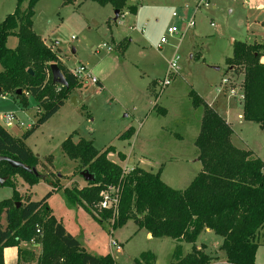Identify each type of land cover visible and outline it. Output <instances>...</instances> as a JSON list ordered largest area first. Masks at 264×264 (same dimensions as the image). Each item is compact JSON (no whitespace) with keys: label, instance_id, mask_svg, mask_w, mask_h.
Listing matches in <instances>:
<instances>
[{"label":"rangeland","instance_id":"1","mask_svg":"<svg viewBox=\"0 0 264 264\" xmlns=\"http://www.w3.org/2000/svg\"><path fill=\"white\" fill-rule=\"evenodd\" d=\"M128 3L137 5V13L125 10L115 20L116 10L110 3L37 2L33 17L35 32L55 46L70 70L84 64L103 83L102 86L87 81L74 89L65 104L25 141L41 159L38 171L50 172L51 179L58 180L63 188L87 184L81 172H76L78 163L62 149L63 141L75 132L76 140L93 139L99 149L114 145L116 150L108 155L112 161L128 168L138 165L153 172L162 169V179L168 185L186 188L202 169L195 139L203 109L193 105L191 90L215 103V109L220 108V114L232 122L235 131L232 142L236 146L249 149L264 160V127L243 118V68L229 67L226 63L233 55L234 41H264V37L247 32V22L260 30L261 24L255 23L264 20V12L258 9L264 0H128ZM16 5L17 0H0V22ZM27 5L25 1L22 8ZM191 18L196 24L184 37L172 36L161 45V38L168 36L170 26L183 31ZM125 39L128 45L123 50ZM17 43L16 36L8 38L9 47L14 48ZM177 48L179 72L163 87L160 82L166 77ZM223 78L229 79V90L233 89L236 96L227 90L218 92ZM162 108L166 111H160ZM7 111L16 112L20 125L4 126L20 137L36 122L38 104L29 96V106L22 108L10 94H0V112ZM130 127L134 129L132 137L120 139L118 136ZM119 152L132 153V159H121ZM16 178L24 202L38 200L51 189L44 179L30 189L22 177ZM14 190L12 185L0 184V201L11 198ZM48 203L55 217L86 251L98 256L111 254L117 264H138L136 258L145 252L154 254L155 264H170L175 260L178 244L183 256L197 247L213 256L214 262L227 264L226 253L220 248L223 237L212 230L203 231L194 243H179L170 237L147 238V231L139 229L133 220L117 228L108 220L101 223L82 206L70 203L63 189L55 191ZM2 223L6 224L4 216ZM112 238L118 241L121 250L111 246ZM257 242L256 264H264V228L259 231ZM28 247L35 251L31 260L35 264L41 245L32 243ZM5 257L6 264H16L10 253Z\"/></svg>","mask_w":264,"mask_h":264},{"label":"trees","instance_id":"2","mask_svg":"<svg viewBox=\"0 0 264 264\" xmlns=\"http://www.w3.org/2000/svg\"><path fill=\"white\" fill-rule=\"evenodd\" d=\"M25 1L28 5L23 9ZM38 1L17 0L15 10L0 22V94L12 95L22 108L29 106V96L38 104L36 122L20 137L0 123V155L31 167H37L41 159L25 141L65 104L74 89L84 85L52 46L35 32L33 17ZM93 1L101 5L110 3L120 14L125 10L135 14L138 10L128 0ZM71 2L63 0V4ZM10 36L18 39L14 48L7 45ZM233 47V55L226 63L244 71L243 118L264 127V62L261 61L264 42L236 40ZM53 63L61 68L68 87L53 82ZM18 89L22 93L18 94ZM190 96L193 105L203 109L195 139L202 169L184 189L168 185L162 179V169L153 172L136 166L124 173L122 165L109 159V153L116 150L114 145L99 149L93 139L76 140L75 132L63 141L62 149L78 163L76 172L88 170L94 176L83 187L63 188L58 180L56 183L51 179L50 172L39 171L36 175L0 161V177L6 178L3 185L15 188L11 198L0 201V264H5L7 247L17 248L18 264H31L35 251L28 246L32 243L41 245L35 264H117L111 254L98 256L86 251L79 239L55 217L48 203L55 191L63 189L70 203L82 205L101 223L112 221V211L99 206L102 191L109 187L118 188L120 194L113 228L133 220L139 229H145L153 237H170L179 243H194L203 231L210 229L223 237L220 248L226 253L227 264H256L257 235L264 228V160L251 150L236 146L232 142L231 123L196 91L191 90ZM133 134L130 127L118 137L129 139ZM119 156L126 158L121 152ZM48 158L52 162V157ZM18 175L31 188L44 179L51 189L38 200L24 202L16 186ZM174 256L170 264H219L197 247L183 256L182 246L178 244ZM154 258L153 253L145 252L136 261L155 264Z\"/></svg>","mask_w":264,"mask_h":264},{"label":"built area","instance_id":"3","mask_svg":"<svg viewBox=\"0 0 264 264\" xmlns=\"http://www.w3.org/2000/svg\"><path fill=\"white\" fill-rule=\"evenodd\" d=\"M174 16H176V13H173ZM195 19L191 18L190 20L186 21L185 24V28L183 31H180L178 29V27L176 26H170L167 30L168 32V36H163L161 38V45L164 43H168L169 42V38L172 36H179L184 37L187 32L195 26ZM214 23H212L213 25ZM178 53V48L176 49V53L175 55L172 57V59L170 60L169 63V68H168V73L166 75V77L161 80V85H163V87H165V85L170 84L171 82V76L174 73H178L180 66H179V60H180V56L177 54ZM71 73L78 78L81 82H87V81H92L93 83H98V78L95 77L93 75V72L91 71V69H89L86 65L82 64L79 65L77 68L70 70ZM222 83L223 86H220L217 90L219 93H223L224 91L227 90V92L231 93L232 95L236 96V92L231 89L229 90V88H231L230 85V81L228 78H223L222 79ZM0 117L2 118L3 122L1 124L3 125H9V126H13V124H15L16 122V115L14 112H2L0 113ZM241 117V115H240ZM132 170V168H128L127 165L123 166V172L124 173H128ZM102 195V199L100 201V208L101 209H107V210H111L113 213V219H112V223L114 222V218L117 215V211H118V205H119V198H120V194H119V189L115 188V187H109L108 189L102 191L101 193ZM112 247L117 248V250H121V246L119 245L118 241H116L114 238L111 239L110 242Z\"/></svg>","mask_w":264,"mask_h":264},{"label":"water","instance_id":"4","mask_svg":"<svg viewBox=\"0 0 264 264\" xmlns=\"http://www.w3.org/2000/svg\"><path fill=\"white\" fill-rule=\"evenodd\" d=\"M119 14H120L119 10H116L115 20L118 19ZM29 71L32 72L31 69ZM51 72H52V78H53L54 83L68 87V81H67L65 75L63 74L61 68L58 66L57 63L51 64ZM17 93L18 94L22 93V89H18ZM72 100L74 101V103H78L76 97H72ZM0 161H7L14 168H22L25 171L32 172V173H35L36 175H39V171H38L37 167H31V166L26 165L25 163H23L21 161H18V160L11 158L9 156L0 155ZM81 175L83 176V178L87 182L94 180V176L88 170L81 171ZM5 181H6L5 177H0V184L1 185H3ZM18 204H20V203H18Z\"/></svg>","mask_w":264,"mask_h":264},{"label":"crops","instance_id":"5","mask_svg":"<svg viewBox=\"0 0 264 264\" xmlns=\"http://www.w3.org/2000/svg\"><path fill=\"white\" fill-rule=\"evenodd\" d=\"M74 1H76V0H73V2ZM62 3H63V0H62ZM70 4V3H69ZM65 5V4H64ZM258 9H259V11H262V13L264 12V4L263 5H258ZM254 11H256L255 9H253ZM120 15H122V14H119V17H120ZM118 17V18H119ZM34 20V19H33ZM258 20V19H257ZM259 24H261V28H259L260 30H258L257 28H252V27H250L249 26V23L247 22V32H250V34L252 33L253 35H255V36H257V35H259V37L261 38V36L262 37H264V20H262V19H259L258 21H256V23H255V26H258ZM126 40V39H125ZM45 41V40H44ZM254 42H264V41H259V40H255ZM254 42H252V43H254ZM123 43L121 42L120 43V45H122ZM48 45H51V44H48ZM124 45H126V47H127V45H128V43H127V40H126V43L124 44ZM16 47V46H15ZM54 50H55V46H53L52 47ZM123 49V48H122ZM123 50H125V49H123ZM192 56V55H191ZM60 58H61V60H62V62L65 64V60H64V58L62 57V56H60ZM261 61L262 62H264V55L261 57ZM66 65V64H65ZM98 83L100 84V85H102L103 86V83L98 79ZM12 96V95H11ZM201 96V95H200ZM13 97V96H12ZM202 97V96H201ZM203 98V97H202ZM206 101V100H205ZM209 105H211L213 108H215V103L214 104H211L210 102H208V101H206ZM218 103V102H217ZM216 103V104H217ZM217 111H219L220 112V108H218V109H216ZM1 113V112H0ZM15 113V115H16V112H14ZM241 115V114H240ZM240 115H239V117H240ZM230 122V121H229ZM231 123V125H232V127H233V124H232V122H230ZM3 125V124H2ZM14 125H17V126H19L20 125V120L17 118V115H16V122H15V124ZM13 125V126H14ZM31 127V126H30ZM234 130V129H233ZM235 132V131H234ZM12 133V132H11ZM13 134V133H12ZM234 134V133H233ZM121 153H123V154H125L126 155V158H125V161H127V160H131L132 159V153L130 154H127V153H124V152H121ZM142 161V160H141ZM125 166V165H124ZM135 166H138V165H135ZM135 166H132L131 168H133V167H135ZM141 167V166H140ZM143 168V167H142ZM145 169V168H144ZM162 172H163V170H162ZM162 175V174H161ZM27 185V184H26ZM26 188H30L31 189V187H29V186H27ZM80 206H82V205H80ZM83 207V206H82ZM84 208V207H83ZM84 210L85 211H87L85 208H84ZM92 215V214H91ZM94 217V216H93ZM67 228V227H66ZM68 229V228H67ZM206 231L207 232H209V231H211L210 229H206ZM74 235V234H73ZM147 238H154L153 236H152V234L151 233H148L147 232ZM6 253H10L14 258H15V260H16V264H18V250H17V248L16 247H7V248H5L4 249V260H6ZM40 253H41V251H40ZM5 264H6V262H5Z\"/></svg>","mask_w":264,"mask_h":264}]
</instances>
